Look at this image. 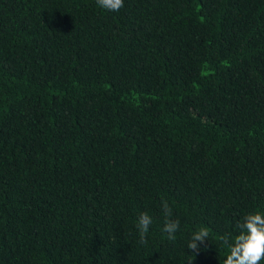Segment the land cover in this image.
<instances>
[{"label":"trees","instance_id":"trees-1","mask_svg":"<svg viewBox=\"0 0 264 264\" xmlns=\"http://www.w3.org/2000/svg\"><path fill=\"white\" fill-rule=\"evenodd\" d=\"M250 212L264 0H0V264H223Z\"/></svg>","mask_w":264,"mask_h":264},{"label":"clouds","instance_id":"clouds-1","mask_svg":"<svg viewBox=\"0 0 264 264\" xmlns=\"http://www.w3.org/2000/svg\"><path fill=\"white\" fill-rule=\"evenodd\" d=\"M98 6L107 11H119L123 7L124 0H96ZM161 211L164 216L163 231L167 233L169 240L176 239V233L180 228L178 218H173V210L166 200H162ZM152 217L148 212H141L136 225L141 242H146V235L152 224ZM238 234L234 237L226 235L222 237V243L228 248V255L223 264H260L264 260V214L250 212L237 222ZM209 238L207 228L201 227L195 231L187 245L189 250H197L200 245ZM190 261V260H189Z\"/></svg>","mask_w":264,"mask_h":264}]
</instances>
